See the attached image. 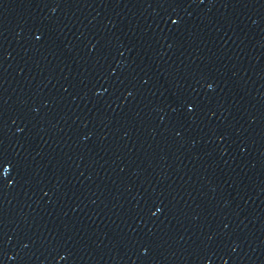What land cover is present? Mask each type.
<instances>
[{"label": "water", "instance_id": "water-1", "mask_svg": "<svg viewBox=\"0 0 264 264\" xmlns=\"http://www.w3.org/2000/svg\"><path fill=\"white\" fill-rule=\"evenodd\" d=\"M0 264H264V0H0Z\"/></svg>", "mask_w": 264, "mask_h": 264}]
</instances>
